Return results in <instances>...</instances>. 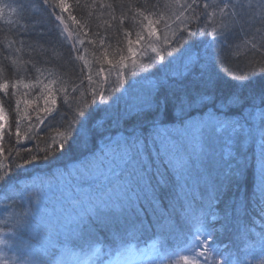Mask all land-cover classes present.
Wrapping results in <instances>:
<instances>
[{
  "label": "trees",
  "instance_id": "1",
  "mask_svg": "<svg viewBox=\"0 0 264 264\" xmlns=\"http://www.w3.org/2000/svg\"><path fill=\"white\" fill-rule=\"evenodd\" d=\"M28 1L15 19L19 31L6 29L8 18L0 16V201L16 194L15 182L29 190L36 175L24 167L36 162L50 165L40 168L47 181L69 168L87 175L117 155L132 161H123L114 185L126 189L127 200L83 217L91 227L59 224L64 216L40 221L43 227L13 223L1 227L9 231V246L28 249L38 261L63 245L77 250L124 237L157 239L162 250H173L191 229L181 227V211L186 215L194 203L205 219L213 216L208 224L217 245L241 264H264V120L255 118L264 110L262 0ZM37 1L46 16L73 7L96 34L83 37L71 23L47 27L34 16ZM38 89L53 92L48 97ZM217 130L227 143L217 142ZM54 142L78 143L66 156L79 157L53 160ZM152 173L174 189L167 190L169 204L155 202ZM193 187L217 199L220 215L205 199L194 202ZM28 204L1 202L0 215L16 218ZM168 205L176 207L175 227Z\"/></svg>",
  "mask_w": 264,
  "mask_h": 264
},
{
  "label": "rangeland",
  "instance_id": "2",
  "mask_svg": "<svg viewBox=\"0 0 264 264\" xmlns=\"http://www.w3.org/2000/svg\"><path fill=\"white\" fill-rule=\"evenodd\" d=\"M52 86L49 85V87ZM39 90V89H38ZM41 93H46L50 97V92H53L52 90H39ZM38 94V93H36ZM66 99V96H62ZM27 109H24L21 113L22 118L25 117ZM2 111L0 109V136H1V130L3 128V122H2ZM43 119H40V122L44 123L45 120H47L48 117H46V114L42 115ZM18 127V126H17ZM21 129V127H18L16 132H18ZM17 138V137H16ZM20 139V138H19ZM21 140V139H20ZM25 140V139H23ZM21 140V141H23ZM20 141V142H21ZM56 149H52L54 154L53 160H56V157L59 156L60 158L66 157V150L69 148L72 149L77 145L78 143H68L66 142L65 145H61L60 143H55ZM0 144V149H1ZM55 148V147H54ZM42 155V154H41ZM1 157V155H0ZM49 158H47L48 160ZM115 162H113L112 159L108 160L107 163L102 164L100 167L90 169L92 174L89 175L87 172L86 177L82 176V173L84 171H81L79 168L76 171H73V168H69L66 170L65 174L66 176L63 178L65 186L60 187L59 189H63L60 192H66L68 193V196H70L71 200L73 199V194L76 192L79 193V190H76V188H80L86 192H94L95 189H99L101 186V183H108L112 185H119V178L115 176L116 172L121 171L122 167L125 164H122L123 161L126 162V164L130 161H132V158L128 155L126 156L125 160H123L121 157L119 158V155L115 156ZM174 167L178 168L180 164H176L174 162H170ZM113 164V166H111ZM128 165V164H127ZM5 167L0 165V171L1 169H4ZM80 172V174H79ZM90 172V173H91ZM76 173V174H75ZM114 173V174H113ZM113 174V175H112ZM75 177L77 180V183H80L76 186V188L67 189L66 186H70L71 182L75 180ZM80 178V179H79ZM112 180L110 181V179ZM75 180V181H76ZM60 183V180H59ZM51 187L57 188V180L54 179L52 182H49ZM88 190H85V188ZM121 187V186H118ZM40 190H43V187H41V183L37 182L35 186L30 188L28 190V194L31 193L32 195H37ZM46 193V192H45ZM107 194L113 197V195L106 191ZM81 201L79 203L80 205H87L85 196L82 195ZM93 198L95 196H92ZM120 199L127 200L128 194L126 191L120 193L118 195ZM52 202V201H51ZM50 204V203H49ZM48 204V206H49ZM27 206V209L23 210L22 212L18 213V216L15 218V216L9 218L7 214L4 216L0 215V264H39L35 262L33 259L32 254L28 249H22L21 251L17 252L12 249L8 244V237L10 236L9 231L3 230L1 227H11L14 224L16 225H22L25 224L26 227H43L44 224H41V215L43 214L42 208H35L34 205L29 203ZM37 212L36 219L33 220V214L34 212ZM31 226H28V225ZM188 236L186 237L187 242L185 243L183 248H179L175 250L174 252H166L161 253L157 251L153 256H148V258H144V255H147V251H143L141 255H139L138 260L139 262L136 264H160L162 262H168V264H235L233 262H227V259L223 253H221L216 247L213 245L212 241L214 238L212 230L206 225H203L201 222L197 221V224H193L191 227V232L187 233ZM118 248V247H117ZM120 248V246H119ZM118 248V249H119ZM94 251L89 253L88 251L87 255L85 257L81 258L77 254L71 253L67 248L65 247H58L57 248V254H54V259L49 261L48 264H99V260L101 257H104L102 255H108L111 252H107L104 248L101 250L98 246L93 247ZM122 250H127L128 248H121ZM96 260V261H95ZM37 261V260H36ZM129 260H126L128 262ZM119 264H123L120 262Z\"/></svg>",
  "mask_w": 264,
  "mask_h": 264
},
{
  "label": "bare ground",
  "instance_id": "3",
  "mask_svg": "<svg viewBox=\"0 0 264 264\" xmlns=\"http://www.w3.org/2000/svg\"><path fill=\"white\" fill-rule=\"evenodd\" d=\"M63 1L65 2L66 0H63ZM14 3H16V4H14ZM24 5H30L31 6V2H29L28 0H17L16 2H14V1L10 2L9 0H0V7L2 8V14H0V16H6L8 18L7 24L5 26L6 29H9L10 27H12L16 31H19L22 28L19 23L15 22V19L18 18L20 15L21 6L26 7ZM263 5H264V0H262L260 2V6H263ZM72 8L73 7L63 5V6L58 7L57 11L54 12V14H52L51 16H46L42 13H39V2L37 1L34 4V11H35L34 16L37 19V21H42L43 24H46L47 27H50L53 24L64 25L65 23H71V24L77 26L76 29H78L80 34L84 35L83 37L93 38V35L96 34V33H92L93 26L92 25L82 26L80 24L79 18L74 14V11ZM164 13H162V14H164ZM6 17H5V19H6ZM169 18H171V16ZM49 19H51V21ZM259 35L261 37H264V30H260ZM190 71H191V68L189 69V72ZM260 104L264 105V100L260 101ZM1 111L4 112L3 109H1ZM255 114L257 115L255 118L264 120V110L260 111L257 109L255 111ZM2 115H3V113H2ZM2 119H3L2 122H3V127H4V124H5L4 116H2ZM220 127H223V126L220 125ZM215 135L218 138L217 142H219L221 144H225L229 141L228 137L225 134L220 133L218 130L216 131ZM0 137H2V134ZM75 154L76 153L66 156L65 158H67V159L61 160V163L67 164V163H70L71 161L77 159L79 156L75 157L74 156ZM231 160L233 163H236L237 158H232ZM36 164H38V166L36 168L31 169V168H33L32 166H27V167H24V171H28V170L30 172L33 171V173H35L36 177L38 178L39 182L41 183V187H43V190H40L37 195H32L31 193L28 194L27 193L28 191L21 189L25 185L24 183H23L24 184L23 185L22 183L15 182V184L17 186V190L15 192L16 194H13L12 196H8V198H2L0 203L5 202V201H10V199H12V198H13L14 202L19 201V200L20 201H27L29 203H32V205H34L35 208L37 207L39 209L40 208L43 209V214L41 215V222L55 220L57 217H63L64 216V218L59 219V221H58L59 224H66L67 222H70L73 225V227H91L85 220L82 219L83 216L80 215V206L72 203V200H71L70 196H68V193L60 192L63 189L61 190V189H55V188L51 187L50 184H48V183L52 182V179H49L48 181L44 180V178H43L44 173L48 172V171H46L45 169H40V168L50 167V165H48V162H46V161H44L42 163L36 162ZM24 171H22V172H24ZM86 171L89 173V175L92 174L90 169H86ZM162 171L164 172L166 178L171 183H174L172 181L169 173L165 172L164 170H162ZM150 185H151V188L154 192L155 198L159 202L167 203V204L172 202V199H169V196H171V195H169L167 190L169 189V191L172 193L174 191V189H172V187H165L164 183L157 176V173H152L150 175ZM100 186L102 189L110 192L116 200L123 201V199H120L118 197V195L120 193L126 191V189H124L123 186L118 187V186H114V185L109 184V183H101ZM189 195L191 197L195 198L194 202H196V203L202 204L203 203L202 199H205L206 202L213 208V210L216 207L217 199L213 195H205L204 193H202V191H200L194 187L190 188ZM48 204H49V206H48ZM168 207L171 209V210H169L170 212H173V211L176 212V207L174 205H168ZM3 210H4V208H0V211H3ZM214 214H215V216L220 215L219 212L215 211V210H214ZM7 215L9 218H11V217L15 216L16 214L13 212H10V213H7ZM72 235L76 239H79L78 238L79 233H78L77 229H74V232ZM83 235L84 234H82V232H81V237H80L79 241L82 243L87 242V238L82 239ZM100 249L102 250L103 246H100Z\"/></svg>",
  "mask_w": 264,
  "mask_h": 264
}]
</instances>
